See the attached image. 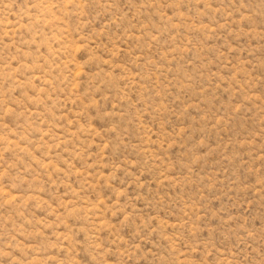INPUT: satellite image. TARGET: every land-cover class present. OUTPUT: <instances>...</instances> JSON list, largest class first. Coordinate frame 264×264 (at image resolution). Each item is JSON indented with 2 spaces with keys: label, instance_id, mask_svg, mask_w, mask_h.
Wrapping results in <instances>:
<instances>
[{
  "label": "rangeland",
  "instance_id": "1",
  "mask_svg": "<svg viewBox=\"0 0 264 264\" xmlns=\"http://www.w3.org/2000/svg\"><path fill=\"white\" fill-rule=\"evenodd\" d=\"M0 264H264V0H0Z\"/></svg>",
  "mask_w": 264,
  "mask_h": 264
}]
</instances>
